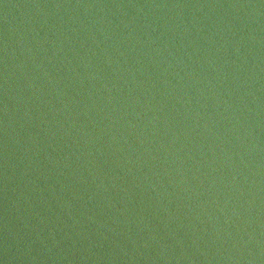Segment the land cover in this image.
<instances>
[{
  "label": "water",
  "instance_id": "95a60500",
  "mask_svg": "<svg viewBox=\"0 0 264 264\" xmlns=\"http://www.w3.org/2000/svg\"><path fill=\"white\" fill-rule=\"evenodd\" d=\"M0 264H264V0H0Z\"/></svg>",
  "mask_w": 264,
  "mask_h": 264
}]
</instances>
